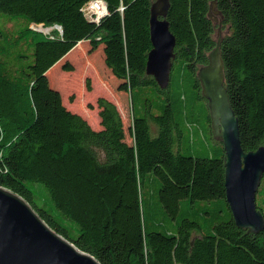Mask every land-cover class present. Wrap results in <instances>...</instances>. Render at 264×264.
Masks as SVG:
<instances>
[{"label": "trees", "instance_id": "obj_1", "mask_svg": "<svg viewBox=\"0 0 264 264\" xmlns=\"http://www.w3.org/2000/svg\"><path fill=\"white\" fill-rule=\"evenodd\" d=\"M89 1L0 0V185L101 264H264V232L239 228L227 202L225 151L197 76L224 26L241 145L264 147V0H170L176 47L164 89L146 73L156 0H104L98 22L83 12ZM55 24L61 33L35 28ZM84 40L92 52L103 44L129 94L132 142L113 101L98 97L95 129L51 85L48 71Z\"/></svg>", "mask_w": 264, "mask_h": 264}, {"label": "water", "instance_id": "obj_2", "mask_svg": "<svg viewBox=\"0 0 264 264\" xmlns=\"http://www.w3.org/2000/svg\"><path fill=\"white\" fill-rule=\"evenodd\" d=\"M170 5V0H156L150 10L152 49L146 73L163 89L170 83L176 47L167 20ZM215 7L214 1L211 10ZM220 44L221 38L197 76L208 101L213 135L225 151L226 197L234 221L239 228L259 234L264 232V214L257 205L264 176V147L246 152L241 145L239 119L225 84ZM0 264L101 263L52 229L24 197L0 185Z\"/></svg>", "mask_w": 264, "mask_h": 264}, {"label": "rangeland", "instance_id": "obj_3", "mask_svg": "<svg viewBox=\"0 0 264 264\" xmlns=\"http://www.w3.org/2000/svg\"><path fill=\"white\" fill-rule=\"evenodd\" d=\"M220 15L217 7L212 9L211 17L217 25L222 23ZM35 28L45 32L51 29L55 30L54 27L47 28L42 25H35ZM216 29L214 34L216 39L221 38L227 30L224 26ZM101 46L93 52L90 47L87 52L88 46L84 47V50L77 47L73 48L74 50L67 57H64L48 71V77L52 87L61 93L64 104L70 110L87 119L95 129L101 127L99 110L96 104L98 97H106L113 101L124 120L127 140L132 142L129 133V127L132 124L130 97L127 92L119 91V81L114 79L115 76L104 64ZM67 61L72 64L74 68L72 71L64 69L63 65ZM257 205L263 210L264 214V181L257 193Z\"/></svg>", "mask_w": 264, "mask_h": 264}, {"label": "built area", "instance_id": "obj_4", "mask_svg": "<svg viewBox=\"0 0 264 264\" xmlns=\"http://www.w3.org/2000/svg\"><path fill=\"white\" fill-rule=\"evenodd\" d=\"M83 12L87 19H92L95 22H98L107 14V4L104 0H90L84 5ZM52 27L60 33L62 32L60 25L55 24Z\"/></svg>", "mask_w": 264, "mask_h": 264}, {"label": "crops", "instance_id": "obj_5", "mask_svg": "<svg viewBox=\"0 0 264 264\" xmlns=\"http://www.w3.org/2000/svg\"><path fill=\"white\" fill-rule=\"evenodd\" d=\"M86 46H88V47H87V52H88V49H89V47H90V44H89V41H87V40L81 41L80 43H78V45H77L76 47L79 48V49L84 50V47H86ZM76 47H74V49H75ZM74 49H72V51H73ZM102 49H103V47H102ZM70 53H71V51H70ZM68 55H69V54H68ZM65 57H67V56H65ZM58 63H59V62H58Z\"/></svg>", "mask_w": 264, "mask_h": 264}]
</instances>
